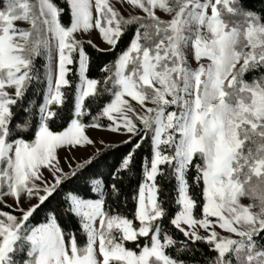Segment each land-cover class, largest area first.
I'll return each instance as SVG.
<instances>
[{"label":"snow or ice","instance_id":"1","mask_svg":"<svg viewBox=\"0 0 264 264\" xmlns=\"http://www.w3.org/2000/svg\"><path fill=\"white\" fill-rule=\"evenodd\" d=\"M0 264H264V0H0Z\"/></svg>","mask_w":264,"mask_h":264},{"label":"trees","instance_id":"2","mask_svg":"<svg viewBox=\"0 0 264 264\" xmlns=\"http://www.w3.org/2000/svg\"><path fill=\"white\" fill-rule=\"evenodd\" d=\"M246 3L249 6L254 7V8L261 7V0H246ZM89 51L92 52L94 58L97 59V62L99 61V59H103V56L101 54H96L94 52V50H91V49H89ZM42 60H43V57H40V58L37 59V65L38 66L41 64ZM93 71H96L95 65H93ZM36 87H39V85L34 86L32 91H35ZM121 150H123V147H121ZM144 151H145V149H141L140 150V154L143 155ZM115 154L116 153L114 152V150H109V154L104 156L103 160L100 161L99 169L100 170H104L106 164L112 163ZM136 183H137V174L134 171V173L130 177H128L126 179V181H125V192H126V194L128 196V206L131 205L132 190L136 186ZM113 206L116 207L118 211L119 210H123V211H128L129 210L128 207L124 206L123 198H121V202H120L119 205L114 203ZM35 222H40V221L38 219ZM63 222L66 223V224H70V222L66 218L64 219Z\"/></svg>","mask_w":264,"mask_h":264},{"label":"rangeland","instance_id":"3","mask_svg":"<svg viewBox=\"0 0 264 264\" xmlns=\"http://www.w3.org/2000/svg\"><path fill=\"white\" fill-rule=\"evenodd\" d=\"M95 36V33H92L90 36L88 33H82L81 35H78V38H83V39H89L93 38ZM88 134L90 136H95L98 139L100 137H105L106 142H113V143H119V140L122 139L123 137H118L114 134H110L104 130H99V129H89ZM99 146V145H98ZM92 149H82L76 153L77 156L81 158H86L87 155L91 154ZM61 155H63V152H61Z\"/></svg>","mask_w":264,"mask_h":264}]
</instances>
